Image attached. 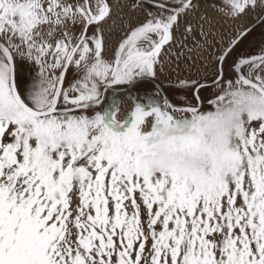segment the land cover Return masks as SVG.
I'll return each mask as SVG.
<instances>
[{"label":"snow or ice","instance_id":"1","mask_svg":"<svg viewBox=\"0 0 264 264\" xmlns=\"http://www.w3.org/2000/svg\"><path fill=\"white\" fill-rule=\"evenodd\" d=\"M117 6L0 0V264H264V48L224 71L254 23L225 39L188 19L196 0H154L110 50ZM257 10L264 23V0L217 4L233 22ZM181 24L175 60L214 57V110L207 84L178 79L195 105L129 93L121 116L118 86L155 81ZM18 59L38 67L23 91Z\"/></svg>","mask_w":264,"mask_h":264},{"label":"flooded vegetation","instance_id":"2","mask_svg":"<svg viewBox=\"0 0 264 264\" xmlns=\"http://www.w3.org/2000/svg\"><path fill=\"white\" fill-rule=\"evenodd\" d=\"M135 0H114V3L118 5L113 12L112 20L108 24L104 25V30L108 40V46L111 50L117 44V41L125 34V32L145 18V12L152 10L154 0H145V7L132 8L130 4ZM197 8L188 19L194 24L198 21V18L207 14L209 21L214 25L213 33L217 32L222 34L225 39L234 30L235 26L244 24H253L252 31L247 37L236 47L232 53L231 59L226 63L224 71L226 78L232 76L231 63L233 59L239 56H252L260 53V50L264 48V23H260L255 17L258 14L256 12H249L247 16L242 17L241 20L233 22L223 17L217 11L218 0H196ZM207 28L208 25L206 24ZM78 34L79 28L74 29ZM183 32V24L176 32L177 43L172 46L171 54H165V65L158 72V78L155 81L150 82H138L134 85H121L119 88L124 89L117 93L122 103L120 104V115L123 116L133 105L134 101L128 98V94L131 93L138 99L143 100L147 94H156L159 90V95H167L168 99L175 104H183L185 102L195 105L197 103L194 97V88L188 87L181 89L177 81L178 79L195 80L200 83L207 84L205 88H201L200 95V108L201 110H214V106L208 103L209 100L215 99L217 89L212 85L214 79V72L216 71V64L214 57L210 54V50L200 49L198 52L202 55H190L187 59L181 56L179 61L175 60V55L178 51H182L180 45L182 41L181 33ZM187 47H192L191 38ZM216 47H220L219 36H217ZM111 55V51L108 52ZM177 64L179 65L177 67ZM38 75V67L28 62L17 60L16 62V78L18 87L23 91L30 88L34 79ZM76 76L73 69H69L65 85L67 86ZM113 93L111 90L106 94L111 96ZM103 105L101 106V109Z\"/></svg>","mask_w":264,"mask_h":264}]
</instances>
